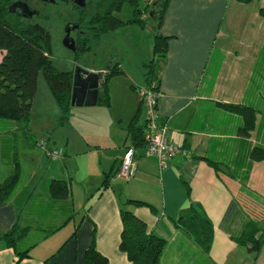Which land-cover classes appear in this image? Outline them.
<instances>
[{
  "label": "crops",
  "instance_id": "crops-1",
  "mask_svg": "<svg viewBox=\"0 0 264 264\" xmlns=\"http://www.w3.org/2000/svg\"><path fill=\"white\" fill-rule=\"evenodd\" d=\"M263 5L264 0L258 6L235 0H171L157 29L169 38L167 57L159 66L158 111L169 141L191 156L176 157L167 169L161 170L147 149L131 147L126 132L141 103L134 93L146 85L142 65L154 59L155 30L135 64L142 77L116 88L121 102L115 114L100 104L81 107L92 108L88 120L80 132L62 139L48 130L40 139L32 118L26 128L0 118V185L16 177L7 203L19 217L20 236L12 247L0 242V264H84L93 245L110 264H132L120 247L121 203L127 200L143 203L129 208L148 232L166 240L161 264H264V160L252 158L255 149H264ZM133 27L123 29L134 34ZM138 29L146 39L144 28ZM119 59L109 63L124 71L115 78L128 77ZM44 92L53 111L44 108L42 120L48 122L41 125L55 127L60 116L46 87ZM35 102L36 97L33 108ZM224 104L254 109L255 129L244 133L243 116ZM75 108L80 109L74 107L69 122L59 127H75ZM145 121L146 116L139 125ZM129 148L135 150L138 168L126 181L119 171ZM50 150L63 155L53 158ZM52 182L65 183L68 198L57 200L49 189ZM233 202L236 208L225 222ZM192 206L213 225L209 252L177 228ZM4 232L0 227V235ZM20 253L27 256L20 260Z\"/></svg>",
  "mask_w": 264,
  "mask_h": 264
},
{
  "label": "trees",
  "instance_id": "trees-1",
  "mask_svg": "<svg viewBox=\"0 0 264 264\" xmlns=\"http://www.w3.org/2000/svg\"><path fill=\"white\" fill-rule=\"evenodd\" d=\"M141 1L150 2L154 0H96L97 9L104 10V13L98 14L90 21L91 25H88L90 32L85 42L100 41L105 35L126 26L145 28L146 25L141 17L144 13L141 8ZM155 1L158 4L161 3V9L158 12L155 11V21L149 15L155 30L154 59L149 63H144L142 69L144 70L146 84L156 82L159 86V66L167 57L169 38L159 34L157 29L163 24L171 0ZM235 1L241 4H251L261 0ZM8 4L9 0H0V52L4 53L0 61V118L19 122L25 128L29 125L34 99L38 91L39 77L42 74L50 96L62 112L59 124L63 126L69 122L74 109L72 106L74 71H60L53 65L49 54L51 38L45 27L39 24L26 25L17 21L18 18H13V21L4 20L6 14L12 17L17 16L9 11L10 5L8 6ZM86 8L79 9L85 10ZM126 8L131 10V16L128 20H123L119 15L123 14ZM259 14L264 17V7L259 10ZM99 73L103 78V84L98 104L110 108L109 83L113 78L124 75V71L118 63H115ZM223 106L243 116L245 124L242 131L244 133L249 135L255 129L256 113L254 109L242 105L224 104ZM143 112L144 108L141 101L135 116L126 128L132 143L131 147L135 150L137 148L146 149L147 147L144 140L145 123L139 125ZM7 145L9 143L4 144L5 153ZM10 150L11 148L8 149V151ZM51 152L52 150L49 151V156ZM252 158L255 161L264 160V149H255ZM213 165L219 170L218 166L214 163ZM219 174L222 176L221 173ZM106 183L104 186H106ZM16 185V177H12L3 185H0V227L5 231L0 235V242L9 247L15 246L20 240L18 235L19 217L14 207L7 203L13 195ZM49 189L57 200H64L69 196V188L65 183L52 182ZM131 204L141 205L143 203L133 200L121 203L123 223L121 250L127 254L132 264H161L166 240L148 232L146 224L130 210L129 205ZM235 208L233 202L228 208L225 222L232 215ZM177 228L187 232L206 252L210 251L214 238L213 225L199 207L192 206L189 214L178 220ZM259 242L257 247L261 246L263 241L260 240ZM18 255L21 260L27 256V253ZM84 264L110 263L93 245L84 256Z\"/></svg>",
  "mask_w": 264,
  "mask_h": 264
},
{
  "label": "rangeland",
  "instance_id": "rangeland-1",
  "mask_svg": "<svg viewBox=\"0 0 264 264\" xmlns=\"http://www.w3.org/2000/svg\"><path fill=\"white\" fill-rule=\"evenodd\" d=\"M21 0H9V5L14 2ZM24 1V0H23ZM35 1V0H33ZM96 0H87V8L85 10H80L73 2H58L56 5L54 4H38L37 7H33L38 12L33 19H24L19 18L17 16H8L5 15L4 20L13 21L12 19L18 18L21 23H25L26 25H42L49 31L50 34V59L53 65L59 69L60 71H75L78 67H82L87 70H94L96 72H102L109 67L110 61L115 57H119L120 61H122L123 68L128 71V77L123 78H115L110 82V88L114 89L113 93L110 92L111 97V107L110 109L115 114L117 112L118 104L121 102L120 95H117L116 88L126 87L127 85H133L132 83L135 79H140L141 72L138 71L135 64L138 60V56L144 57L146 53V46L148 43V34L152 30L154 31V24L149 18V15L153 11H160L161 3L158 4L156 1L145 2L141 1V8L144 10L142 14V19L146 25L144 28V33L146 35V39L144 35L140 33L139 27L135 26L133 29H136L134 34L129 32L127 29L122 31L114 32L105 35L100 41L97 42H85L78 43V53L75 55L72 51L67 49L64 46L65 39V28L69 23H76L84 26V29L88 28L90 21L94 19L98 14H103L104 10L97 9ZM261 1L255 2V5H260ZM264 6V5H263ZM84 12V13H83ZM131 16V10L129 8L125 9V12L119 17L123 20H128ZM225 25V24H224ZM132 29V30H133ZM75 36V34H73ZM133 43V47L131 44ZM134 44L136 46H134ZM146 45V46H145ZM102 69V70H100ZM142 69V68H141ZM130 80H132L130 82ZM121 83V84H120ZM47 88L44 77L41 74L39 77L38 91L36 96V102L33 110L31 111L32 123L35 124V134L40 137L44 136V130L54 131L53 136L57 139H62L67 135H72L73 132H80V125H84L85 121L88 120V111H91L92 108H75L79 111L77 114V118L74 119V126L69 127H59L58 123L55 125H48V127H43L41 124L42 113H44V108L51 109L48 107V102L46 100L44 89ZM138 93V92H137ZM134 93L136 95V99H141L139 93ZM53 99V98H52ZM54 103V110L59 116H61V110L58 104L52 100ZM49 111H53L52 109ZM73 116V114H71ZM145 114L143 112L142 118H145ZM71 118V117H70ZM41 120V123L39 122ZM54 123V120H53ZM52 123V124H53ZM84 126H81V128ZM76 130V131H74ZM56 151V150H54ZM59 151V150H57Z\"/></svg>",
  "mask_w": 264,
  "mask_h": 264
},
{
  "label": "built area",
  "instance_id": "built-area-1",
  "mask_svg": "<svg viewBox=\"0 0 264 264\" xmlns=\"http://www.w3.org/2000/svg\"><path fill=\"white\" fill-rule=\"evenodd\" d=\"M141 97L144 112L146 115L144 140L146 149L150 156L156 157L161 170L167 169L171 165V161L178 156L190 158V153L175 144L171 143L167 137L168 126L163 123L158 111L159 102L162 93L156 82L146 84L138 88ZM63 155V151L52 150L50 156L58 158ZM135 150L127 149L122 159L119 177L129 181L135 177L138 168V162L135 158Z\"/></svg>",
  "mask_w": 264,
  "mask_h": 264
},
{
  "label": "water",
  "instance_id": "water-1",
  "mask_svg": "<svg viewBox=\"0 0 264 264\" xmlns=\"http://www.w3.org/2000/svg\"><path fill=\"white\" fill-rule=\"evenodd\" d=\"M45 3H55L57 0H40ZM77 7L84 9L87 7V0H74ZM20 9L21 12H18ZM9 11L12 14L24 19H33L36 16L34 11H31L26 2L17 1L10 5ZM150 17L155 21L156 12L150 13ZM79 28V25L69 23L65 28V39L64 46L72 51L74 54L77 53L76 42L71 38L72 31ZM103 84V78L100 73L91 70L78 67L74 71L73 77V90H72V106L73 107H95L99 102V95Z\"/></svg>",
  "mask_w": 264,
  "mask_h": 264
},
{
  "label": "flooded vegetation",
  "instance_id": "flooded-vegetation-1",
  "mask_svg": "<svg viewBox=\"0 0 264 264\" xmlns=\"http://www.w3.org/2000/svg\"><path fill=\"white\" fill-rule=\"evenodd\" d=\"M69 1L74 3V0H57L53 4L56 5L58 2H69ZM23 2H26L28 4L29 8L31 9V11H34L35 13H37L38 11L36 9H34L33 7H37L38 4H42V5H44V4H52V3L41 2L40 0H35V1H33V0H24ZM17 11L21 12L20 9H17ZM15 15H17V14H15ZM73 24H76V23H73ZM77 25H79V28L74 30V31H72L71 38H73L75 40L76 46H77V50H78V43H84L85 42V39H86L88 33L90 32V30H88V28L84 29L85 27L81 26L80 24H77ZM73 34H75V36H73Z\"/></svg>",
  "mask_w": 264,
  "mask_h": 264
}]
</instances>
